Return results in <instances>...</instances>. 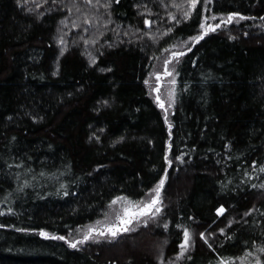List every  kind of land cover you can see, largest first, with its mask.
Masks as SVG:
<instances>
[{
    "label": "trees",
    "instance_id": "trees-1",
    "mask_svg": "<svg viewBox=\"0 0 264 264\" xmlns=\"http://www.w3.org/2000/svg\"><path fill=\"white\" fill-rule=\"evenodd\" d=\"M100 3L0 0V264H264V0H199L188 19L187 0ZM173 45L167 114L145 80ZM162 178L147 224L69 246Z\"/></svg>",
    "mask_w": 264,
    "mask_h": 264
},
{
    "label": "snow or ice",
    "instance_id": "snow-or-ice-1",
    "mask_svg": "<svg viewBox=\"0 0 264 264\" xmlns=\"http://www.w3.org/2000/svg\"><path fill=\"white\" fill-rule=\"evenodd\" d=\"M26 2V0H25ZM85 2L88 5H92L95 6L97 8H99L101 6L100 0H85ZM199 0H187L186 3V7L187 10L183 11L182 15L184 17V19H188L191 15H192V11L196 9L197 4H198ZM204 3V8L207 9L208 4H209V0H203ZM104 8H108L110 7V5L108 3H105L103 5ZM177 7H179V5H177ZM69 12L72 11L71 8L68 9ZM77 11H79V8H77ZM171 19L175 20L177 24L180 23V20L177 19V17L175 15L170 14ZM235 16H240L239 13H229L226 20H222L220 24H207L204 21H206L208 19V17H204V21L201 22L200 24V28L202 29V31L195 37H189L188 39L191 41H199L200 39L203 38L204 35H206L209 31H215L216 29H218L221 24L223 23H231L233 20V17ZM212 19H215V16L211 17ZM241 18H243L241 16ZM64 21H62L63 23ZM88 24H91L92 21L90 19H86L85 21ZM238 22V21H237ZM145 23L146 24H151L152 21L148 20L147 18L145 19ZM73 27H79V25H77L75 22H73ZM85 31H87V28H85ZM167 31L171 32L172 29L169 28ZM88 41H85V43H87ZM93 43H95V41H92ZM60 43L63 44V38L61 37L60 39ZM172 47H175V45H173ZM190 50V49H189ZM63 54V50L61 52V55ZM184 53L180 52V51H174L171 53L172 57L177 58V62L179 57H181ZM90 63L95 64L96 63V58L95 57H91L90 58ZM169 64V61L166 60L165 61V70L163 75L165 76H173L172 72L168 71L167 65ZM105 69H101V71H104ZM152 75V74H150ZM156 76V86L153 88V91H155L157 93L155 99L159 104V107L164 109L165 113H167L168 111V107H171L174 103H175V92H174V88H169L168 90V99H167V105L168 107H166V101L165 99H163L161 97L160 93V78H161V73L157 72L155 73ZM170 83L172 85H175L176 81L173 78ZM145 84H149V81L146 79L145 80ZM105 103H107L105 101ZM167 119V117H166ZM169 128H171V124H169ZM170 147V145H169ZM176 159H181L180 156L176 157ZM169 164H171V161H168ZM255 161H253V164L255 165ZM11 167V165H10ZM17 167H19V165H17ZM261 171H264V166H261ZM41 175H43V173H41ZM25 184L28 183V181L26 180L24 182ZM164 185V179L162 178L157 186L154 189H150V192H153L154 195L151 196V198L147 201H131L129 200L127 197H115L110 203L112 205H115L117 203H120L121 208L120 211L116 214L115 217V221L112 222H108L107 221V216L105 217V222L102 224V227L104 229V231H101L100 228L95 227V226H89L87 231L85 232L83 238L80 241H73V240H67L68 244L70 247L72 248H76L78 247V243H83L84 241H87L89 239L93 238V233H98L99 235L103 236L105 233H107L108 235H110L111 237L115 238L118 234L120 233H124V232H129L132 230L131 227H129L130 225L133 224V221H137L143 224H147L148 223V219L150 217H155L160 211H161V207H162V203H161V188ZM61 187H63V185H61ZM261 187H264V185H261ZM68 193L65 192L64 195H67ZM223 206H221L220 208L217 209L218 213H222L223 212ZM7 211L9 213H11L13 211L12 208H8ZM251 211V210H250ZM3 214V213H0ZM249 213L246 212L244 215L247 216ZM101 221H97L96 224H101ZM229 223H231V221H229ZM0 227H3V225H0ZM165 228H167V224L164 225ZM177 227H181V225H177ZM220 232H223L224 229H219ZM40 235L42 236H49L48 233H46L44 230H40ZM200 235L203 237L204 233H200ZM52 238L55 239H60V240H66L67 238L65 236H55L53 235ZM190 241H191V233L189 232V230L187 228H184L183 231V241L180 245V252L177 254L179 256H182L184 254V252L186 251L187 247L190 245ZM209 247H212L211 244H209ZM259 251L264 253V247H260ZM247 255V254H246ZM230 259V258H229ZM242 261L246 259V257H242L240 258ZM221 264H228V259L225 258H221ZM255 264H262L261 260L259 258H257L255 260Z\"/></svg>",
    "mask_w": 264,
    "mask_h": 264
},
{
    "label": "rangeland",
    "instance_id": "rangeland-1",
    "mask_svg": "<svg viewBox=\"0 0 264 264\" xmlns=\"http://www.w3.org/2000/svg\"><path fill=\"white\" fill-rule=\"evenodd\" d=\"M183 44V43H182ZM174 51H178L177 48H173L170 49V50H167L164 52V54L162 55L161 59H157L156 62L154 63V66L151 68L148 76H147V80L149 81V84H146V88H147V91L149 93V95L156 101L155 97L157 95V93L155 91H153V88L156 86V76H155V73L159 72L161 73V78H160V95L163 99H165L166 101V107H168L167 105V99H168V90L169 88H174V92H175V85H172L170 83V81L174 78L175 81H176V76H177V73H176V70H175V57H172L171 56V53L174 52ZM168 60L169 61V64L167 65V68H168V71L169 72H172L173 73V76H165L163 75L164 73V70H165V61ZM177 61V59H176ZM152 74V75H150ZM157 102V101H156ZM158 103V102H157ZM171 107H168V111H167V114L170 113L171 111ZM165 112V111H164ZM157 186V184L152 187L151 189H154L155 187ZM162 190V188H161ZM154 195L153 192H150L149 190L147 191V193L139 198V199H129L131 201H147L151 198V196ZM120 197H123V196H120ZM120 208H121V205L120 203H117L115 205H112L111 203H109V205L107 206L104 214L100 217H98L97 219L93 220V221H90L88 222L87 224H85L82 229L79 231L78 233V236L79 237H82L84 236L85 232L87 231L88 227L89 226H95V227H98L101 229V231H104L103 227H102V224L105 222V217L107 216V221L108 222H112V221H115V217H116V214L120 211ZM97 221H101L102 223L101 224H96ZM135 222V221H133ZM93 237H100L102 238L103 236H107L108 234L105 233L103 236L99 235L98 233H93L92 234ZM135 243H132V245H134ZM233 264H255V260H252L250 258H247L245 260H241V259H234L233 261Z\"/></svg>",
    "mask_w": 264,
    "mask_h": 264
}]
</instances>
